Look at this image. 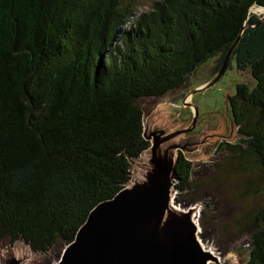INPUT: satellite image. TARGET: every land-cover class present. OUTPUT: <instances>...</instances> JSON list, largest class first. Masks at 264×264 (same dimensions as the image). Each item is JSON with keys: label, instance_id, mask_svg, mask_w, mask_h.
<instances>
[{"label": "trees", "instance_id": "obj_1", "mask_svg": "<svg viewBox=\"0 0 264 264\" xmlns=\"http://www.w3.org/2000/svg\"><path fill=\"white\" fill-rule=\"evenodd\" d=\"M264 0H0V245L61 252L91 211L131 181L149 148L143 99L185 88L228 52L254 80L231 103L242 136L221 143L247 171L264 173ZM199 74V73H198ZM181 154L176 189L193 187ZM192 203L196 200L192 199ZM246 264H264V206L248 232Z\"/></svg>", "mask_w": 264, "mask_h": 264}, {"label": "water", "instance_id": "obj_2", "mask_svg": "<svg viewBox=\"0 0 264 264\" xmlns=\"http://www.w3.org/2000/svg\"><path fill=\"white\" fill-rule=\"evenodd\" d=\"M254 8L264 10L254 6L249 14H255L252 12ZM243 32L244 29L228 52L219 72L210 79L212 71H208L207 81L194 89L192 87L180 106L167 104L148 116L144 107L142 108L143 137L150 143L149 148L141 156L144 157V161H141V157L130 161L131 181L114 198L100 203L91 211L74 241L60 252L56 263L45 264H215L218 262L215 253L206 249L199 239L200 228L194 222L195 211H180L173 205L174 193L178 191L176 165L181 154L192 163L184 154L202 152L207 144L216 143L222 138L228 141L232 138L241 140L237 115L230 100L236 94L228 99L232 122L230 135L226 136L221 132L225 128L221 123L218 125V130L200 139L188 140L187 136L198 126L199 112L194 97L212 88L227 73L232 53ZM232 63L235 65L234 62ZM163 111H166L168 121L153 129V117L156 114L162 115ZM186 111L190 112V117L183 119ZM219 145L214 150V156ZM133 166H135L134 172ZM192 166L194 175L193 163ZM4 246L10 245H0V247ZM29 250L31 251L30 248ZM2 257L5 258L4 255ZM21 261V258L15 256L9 259L7 264H28Z\"/></svg>", "mask_w": 264, "mask_h": 264}, {"label": "rangeland", "instance_id": "obj_3", "mask_svg": "<svg viewBox=\"0 0 264 264\" xmlns=\"http://www.w3.org/2000/svg\"><path fill=\"white\" fill-rule=\"evenodd\" d=\"M153 1L127 0L135 7L137 14L148 11ZM252 12L259 17L264 16V10L260 8H254ZM215 66L216 60L202 66L194 77H191L187 86L179 91L169 93L161 99L141 101L146 116L154 114L156 109L167 104L180 106L192 87L194 89L207 81L208 71H212ZM242 82L250 86L254 84L250 74L239 72L233 64V68L229 69L216 85L194 97L199 112L198 126L194 132L188 134V140H197L215 132L221 123L225 126L221 132L226 136L231 134L228 99L236 94L237 85ZM189 117L190 112L186 111L182 118ZM153 118L152 127L156 129L167 120L166 111H163L162 115L156 114ZM239 141L236 138L231 141L222 138L216 143L207 144L202 152L184 154L194 164L193 187L187 194L178 191L174 193L173 205L176 209L195 211L194 222L200 228L199 239L206 249L215 253L218 258L215 264L247 263L250 256L248 232L257 212L264 206V173L257 169L251 172L247 171L250 168L245 170L240 167L231 150L214 156V150L220 143L237 144ZM143 158L141 161H144ZM192 199L196 200V203H192ZM15 256L21 258L22 263L25 261L28 264H45L56 263L60 252L33 254L21 242L14 246L0 247V264H7L8 260Z\"/></svg>", "mask_w": 264, "mask_h": 264}]
</instances>
